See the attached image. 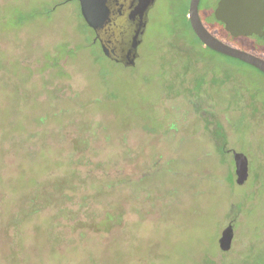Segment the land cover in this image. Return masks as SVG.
Listing matches in <instances>:
<instances>
[{
  "label": "rangeland",
  "instance_id": "obj_1",
  "mask_svg": "<svg viewBox=\"0 0 264 264\" xmlns=\"http://www.w3.org/2000/svg\"><path fill=\"white\" fill-rule=\"evenodd\" d=\"M215 1L203 24L226 40ZM188 3L155 0L130 68L100 54L75 0H0V264H242L261 243L264 74L211 81L222 56L178 51Z\"/></svg>",
  "mask_w": 264,
  "mask_h": 264
},
{
  "label": "water",
  "instance_id": "obj_2",
  "mask_svg": "<svg viewBox=\"0 0 264 264\" xmlns=\"http://www.w3.org/2000/svg\"><path fill=\"white\" fill-rule=\"evenodd\" d=\"M80 15L93 29L95 38L109 59L124 66H134L138 46L147 23V11L155 0H76ZM199 0H189L190 26L207 47L236 58L264 73V59L249 51L233 47L214 36L203 24L198 14ZM215 19L232 37L264 34V0H218L212 9ZM236 183L242 184L248 176L247 157L233 152ZM233 237L232 225H227L218 239L219 247L228 251Z\"/></svg>",
  "mask_w": 264,
  "mask_h": 264
},
{
  "label": "trees",
  "instance_id": "obj_3",
  "mask_svg": "<svg viewBox=\"0 0 264 264\" xmlns=\"http://www.w3.org/2000/svg\"><path fill=\"white\" fill-rule=\"evenodd\" d=\"M76 1V0H75ZM78 2V1H76ZM79 4V3H78ZM189 4V3H188ZM188 10V9H187ZM186 10V12H187ZM198 11V14L202 20V16L200 14V11H199V7L197 9ZM212 16L213 18L215 19L213 13H212ZM82 17V15H81ZM83 19V17H82ZM217 20V19H215ZM84 21V19H83ZM203 22V20H202ZM218 26L219 28L223 31L224 33V36H226V40H222L224 41L225 43L228 44L227 40L229 39H237V38H241L243 40L245 39H248V40H251L254 44V46H252V49L251 50H248L249 52L257 55V56H260L261 58L264 59V34L263 36H258L256 34H252V35H248V36H240V37H232L231 35H229L228 32H226L223 28V23L218 21ZM204 23V22H203ZM84 25L87 26L90 30H92L94 36H93V44L94 43H97L98 44V47L100 49V54L103 55L105 58L109 59L107 56L104 55V53L102 52V49L100 47V43L98 41V39L95 38V33L93 31L92 28H90L87 23L84 21ZM206 26V25H205ZM206 28L214 35L216 36L217 38H219V36H217L212 30H210L207 26ZM183 31H185V33L187 34L188 32L190 33L191 37H193V42H187V43H184V45H180V44H177V50L180 51V52H183V53H190V52H193V53H196V52H201L203 51L204 49H207V50H211L212 53H215L216 55H219V56H222L224 58V62H221V63H217L216 62V59H214L213 57L210 59V64L214 65V66H217L218 69H220L219 71L216 70L215 68H212L210 69V71H208V73L206 72L205 74H207L208 76L210 75V80H214L215 82L219 81L220 82H224V81H229L231 80V83H233V78L234 76L232 75L233 71L232 70H239V68H242L241 64H244V65H249L248 63L246 62H243L241 60H238L236 58H233V57H230V56H227V55H224L222 53H219L215 50H212L211 48L207 47L206 45H204L200 40L199 38L195 35V33L193 32L191 26H190V23H189V19H188V12H187V15L185 17V25H183V28L182 30L180 31L181 33H183ZM185 33H183V35H185ZM189 35V34H188ZM221 40V38H219ZM193 61L192 63H201L199 62V58L198 56H195L193 57ZM110 61L112 62H115L111 59H109ZM116 63V62H115ZM251 66V65H249ZM253 67V66H252ZM255 68V67H254ZM256 69V68H255ZM257 70V69H256ZM258 72H260L259 70H257ZM184 72H188L187 69L184 70ZM263 73V72H261ZM264 74V73H263ZM220 78V79H219ZM218 125H220L219 123H217ZM214 132V135L215 136H218V135H222L224 134L223 133V130L220 129V127L216 128L213 130ZM60 182H56L55 183V188L54 189H59L62 185H58ZM58 186V187H56ZM43 194V192H40V195ZM60 194V192L58 193V195ZM45 200V199H43ZM32 207H31V210L24 212L22 215L23 217H20L17 221H16V224H15V232L18 233V226L21 224V222L24 220V218H26V216H29L31 214H33L34 212H37L40 207H37L36 203H32L30 204ZM60 210V209H59ZM111 220V217L107 216L102 222H101V225H109V221ZM18 227V228H17ZM21 238V237H20ZM257 248L255 247H250L247 249L246 253H250L248 255L245 256V258H243L241 261H242V264H264L261 262V260H264V237L263 239L261 240V243L259 245L256 246Z\"/></svg>",
  "mask_w": 264,
  "mask_h": 264
},
{
  "label": "flooded vegetation",
  "instance_id": "obj_4",
  "mask_svg": "<svg viewBox=\"0 0 264 264\" xmlns=\"http://www.w3.org/2000/svg\"><path fill=\"white\" fill-rule=\"evenodd\" d=\"M217 1H218V0L215 1V5H214L213 8H215V6H216V4H217ZM202 2H203V0H199V4H198L199 11H200V10L202 9V7L204 6V4H203ZM201 3H202V5H201ZM201 12H202V11H200V14H201Z\"/></svg>",
  "mask_w": 264,
  "mask_h": 264
}]
</instances>
